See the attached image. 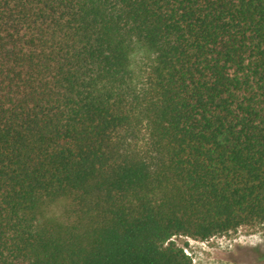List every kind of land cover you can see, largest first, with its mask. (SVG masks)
<instances>
[{
    "label": "trees",
    "instance_id": "1",
    "mask_svg": "<svg viewBox=\"0 0 264 264\" xmlns=\"http://www.w3.org/2000/svg\"><path fill=\"white\" fill-rule=\"evenodd\" d=\"M263 225L264 0H0V264Z\"/></svg>",
    "mask_w": 264,
    "mask_h": 264
},
{
    "label": "rangeland",
    "instance_id": "2",
    "mask_svg": "<svg viewBox=\"0 0 264 264\" xmlns=\"http://www.w3.org/2000/svg\"><path fill=\"white\" fill-rule=\"evenodd\" d=\"M173 241L187 251L191 264H264V225L240 227L204 241L182 236Z\"/></svg>",
    "mask_w": 264,
    "mask_h": 264
},
{
    "label": "built area",
    "instance_id": "3",
    "mask_svg": "<svg viewBox=\"0 0 264 264\" xmlns=\"http://www.w3.org/2000/svg\"><path fill=\"white\" fill-rule=\"evenodd\" d=\"M183 251H184V253H185L186 255H188V253H187V251H186V250H184V249H183Z\"/></svg>",
    "mask_w": 264,
    "mask_h": 264
}]
</instances>
